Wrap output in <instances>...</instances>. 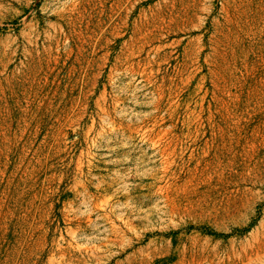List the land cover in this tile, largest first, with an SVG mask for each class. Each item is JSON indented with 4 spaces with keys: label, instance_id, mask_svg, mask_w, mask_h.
Segmentation results:
<instances>
[{
    "label": "rangeland",
    "instance_id": "rangeland-1",
    "mask_svg": "<svg viewBox=\"0 0 264 264\" xmlns=\"http://www.w3.org/2000/svg\"><path fill=\"white\" fill-rule=\"evenodd\" d=\"M0 264H264V0H0Z\"/></svg>",
    "mask_w": 264,
    "mask_h": 264
}]
</instances>
